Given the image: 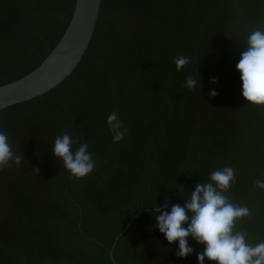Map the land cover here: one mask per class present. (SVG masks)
<instances>
[{"label":"trees","instance_id":"obj_1","mask_svg":"<svg viewBox=\"0 0 264 264\" xmlns=\"http://www.w3.org/2000/svg\"><path fill=\"white\" fill-rule=\"evenodd\" d=\"M73 4L0 0V84L48 54ZM257 29L264 0H101L94 45L63 84L0 109V131L23 158L0 170V264H113L108 249L137 209L169 197L166 210L183 206L196 183L226 166L236 179L224 195L249 209L234 230L264 241V189L255 184L264 179V105L242 96L236 69ZM179 56L190 63L177 71ZM112 112L128 128L119 142L106 123ZM64 133L89 145L96 166L85 178L53 156ZM153 210L119 236L116 261L198 264L204 245L189 236L194 252L177 256Z\"/></svg>","mask_w":264,"mask_h":264},{"label":"clouds","instance_id":"obj_2","mask_svg":"<svg viewBox=\"0 0 264 264\" xmlns=\"http://www.w3.org/2000/svg\"><path fill=\"white\" fill-rule=\"evenodd\" d=\"M245 43L247 48L240 53L236 64L242 81V96L254 105H264V29L252 31ZM174 62L180 71L190 63V58L179 56ZM216 82L211 78L210 83ZM196 85L197 79L188 76L185 86L193 89ZM209 95L215 97L218 93L211 90ZM106 123L114 142L121 141L128 132L116 112L107 116ZM74 144H78L75 150ZM52 148L53 156L62 161L63 167L76 179L85 178L96 166L88 143L74 141L68 133L58 135ZM22 160L20 154L13 151L7 133L0 131V170L12 163L19 166ZM209 179V183H196L194 190L186 194L183 206L173 204L168 211L165 205L153 210L159 231L169 244L178 241L176 255L181 258L194 252L188 243L189 236L203 244V251L197 253L198 264H204L205 258L216 264H264V241L251 244L246 233L234 230L236 221L249 214L246 206L234 204L224 195L235 183V169L226 166L215 170ZM255 184L264 189V179H258Z\"/></svg>","mask_w":264,"mask_h":264},{"label":"water","instance_id":"obj_3","mask_svg":"<svg viewBox=\"0 0 264 264\" xmlns=\"http://www.w3.org/2000/svg\"><path fill=\"white\" fill-rule=\"evenodd\" d=\"M101 0H74L70 20L61 37L48 54L24 75L0 84V109L38 96L63 84L82 58L94 45ZM171 197H169L168 202ZM139 208L114 237L108 256L113 264H119L113 254L114 246L129 224L144 209Z\"/></svg>","mask_w":264,"mask_h":264}]
</instances>
